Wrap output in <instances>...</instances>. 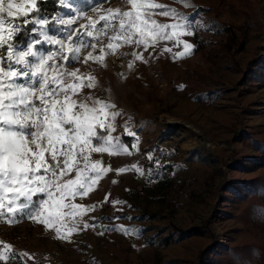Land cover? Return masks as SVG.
Segmentation results:
<instances>
[{
  "label": "rangeland",
  "instance_id": "1",
  "mask_svg": "<svg viewBox=\"0 0 264 264\" xmlns=\"http://www.w3.org/2000/svg\"><path fill=\"white\" fill-rule=\"evenodd\" d=\"M151 2L178 14L175 18L152 15L159 23L186 18L183 22L193 35L179 39L193 45L190 54L179 55L185 49L175 40L145 48L110 40L116 35L113 31L88 34L93 27L90 21L98 22L108 9L130 10L127 0H105L92 8V0H68L58 14L73 20L72 31L84 33L83 44H70L65 26L48 28L49 35L65 38L62 55L80 48L74 61L57 56L56 63L63 67L50 68L49 76L76 72V77L65 74L60 83L90 82L93 87H77L72 99L91 97L90 106L94 99L115 105L109 111L120 115L110 135L118 137L126 151L90 154L92 162L100 161L99 168L109 171L100 174L86 197L72 201L94 210L84 214L71 242L56 239L54 230L27 218L0 223V246L10 245L18 257L6 260L16 264H217L210 262V255L236 244L255 242L264 252V229L258 232L248 226L245 203L237 197L224 201L222 196L232 177L248 183L243 189L249 202L264 195V165H246L264 149V0H187L191 6L180 0ZM201 4L208 5L206 10L195 13ZM77 8L81 11L74 12ZM225 25L239 32L229 51L222 45ZM110 42L114 49H109ZM43 47L46 52L59 49V45ZM233 159L235 168L229 166ZM121 168L126 170L119 172ZM178 177L180 182L175 184ZM83 222L95 227L85 229ZM194 224H208L213 236L206 231L177 237L172 232L174 227ZM171 232L170 242L164 244V236ZM207 246L212 251L201 260L199 252ZM220 264L244 263L231 259Z\"/></svg>",
  "mask_w": 264,
  "mask_h": 264
},
{
  "label": "snow or ice",
  "instance_id": "2",
  "mask_svg": "<svg viewBox=\"0 0 264 264\" xmlns=\"http://www.w3.org/2000/svg\"><path fill=\"white\" fill-rule=\"evenodd\" d=\"M46 2L0 0V223L15 224L27 218L43 225L46 230H54L56 239L71 242V234L79 230L77 225L82 222L84 214L94 210V207L72 201L78 196L86 197L100 174L109 171L108 168H99L100 161L92 162L90 154H115L126 149L118 137L110 135L115 130L113 122L120 115L109 111L115 105L94 99L93 106H90L87 100L91 97L84 101L71 98L77 87L91 88L92 83L66 86L60 83L65 74L76 77V72L49 76L50 68L63 67L56 63L57 56L74 61L80 48H70L71 55H62L67 47L65 38L49 35L48 28L65 26L66 39L73 45L84 43V33L72 31L73 20L65 19L61 14L49 20L41 13L40 5ZM67 2L60 0L61 6ZM102 2L105 0H92L89 7ZM127 2L130 10L108 9V15H101L98 22L90 21L93 27L88 34L113 31L116 35L110 40H122L124 44L134 42L138 46L143 44L145 48L161 40H175L185 49L179 55L190 54L193 45L179 39L181 35H193L183 22L185 17H180L176 23H159L151 16L159 14L175 18L178 14L174 9L151 0ZM180 2L191 6L187 0ZM73 11L80 12L81 9ZM21 35L24 40L17 39ZM44 45H59V49L46 52ZM108 47L114 49L111 42ZM164 51L171 49L165 48ZM136 59L141 57L136 56ZM60 93H63L62 99ZM128 134L132 135L131 132ZM148 159H152L151 154ZM136 170L143 175L142 170ZM83 227L87 229L95 225L83 222ZM116 230L126 234L129 231L124 228ZM14 257L18 259L10 245L0 246V260Z\"/></svg>",
  "mask_w": 264,
  "mask_h": 264
},
{
  "label": "trees",
  "instance_id": "3",
  "mask_svg": "<svg viewBox=\"0 0 264 264\" xmlns=\"http://www.w3.org/2000/svg\"><path fill=\"white\" fill-rule=\"evenodd\" d=\"M208 5L201 4L198 5L195 13H198L199 10H206V7ZM41 7V13L43 15H46L49 20H52L53 17H55L63 6L60 4V0H47L46 3H43L40 5ZM31 15V14H30ZM53 27H57V25H54ZM225 31H226V38L223 41V46L226 48V50L230 49V46L233 42V40L238 39V31H234V28H232L231 25H225ZM32 34V33H29ZM35 35V34H32ZM18 40H24L25 37L23 35L17 37ZM240 40H238L239 42ZM229 51V50H228ZM227 51V52H228ZM246 165L250 166H262L264 165V149L255 154L252 158V162L249 164L247 162ZM229 166L231 168H235L238 166L236 161L233 159L230 161ZM226 174L224 173V176ZM248 183L245 182V180H241L237 177H232L225 185V188L222 192L223 199L225 201H228V199L237 197L239 199L240 203H245L243 207V213L246 214L245 221L248 223V226L255 227L258 232L262 231L264 229V195L262 194V197L258 198L257 200L249 202L246 197H248L246 189H243L244 187H247ZM209 232L211 236H213V233L210 232V227L208 224H194L186 228H179L174 227L172 229V232L177 235V237H181L183 235H189V234H202L203 232ZM169 233L166 236H164V244H167L170 242L169 236L172 234ZM210 246H207L200 250L199 257L201 260L205 259L207 255L211 253ZM231 259H235L237 261H240L244 264H264V252L263 249L259 246L257 247V243L255 242H247L245 244H236L233 247L228 248L227 250L221 251L217 250L213 252L210 255V262L211 263H227ZM0 264H16L14 260H0Z\"/></svg>",
  "mask_w": 264,
  "mask_h": 264
},
{
  "label": "built area",
  "instance_id": "4",
  "mask_svg": "<svg viewBox=\"0 0 264 264\" xmlns=\"http://www.w3.org/2000/svg\"><path fill=\"white\" fill-rule=\"evenodd\" d=\"M178 182H180V178L179 177L175 179V184L178 183Z\"/></svg>",
  "mask_w": 264,
  "mask_h": 264
}]
</instances>
